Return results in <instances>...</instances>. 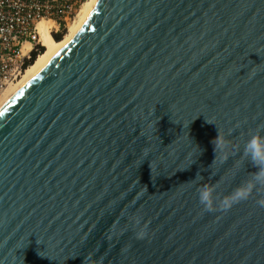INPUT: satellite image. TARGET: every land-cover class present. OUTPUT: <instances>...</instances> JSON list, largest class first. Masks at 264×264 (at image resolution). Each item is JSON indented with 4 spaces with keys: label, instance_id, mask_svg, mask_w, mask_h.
<instances>
[{
    "label": "water",
    "instance_id": "1",
    "mask_svg": "<svg viewBox=\"0 0 264 264\" xmlns=\"http://www.w3.org/2000/svg\"><path fill=\"white\" fill-rule=\"evenodd\" d=\"M261 128L264 0H95L0 107V264H264V188L197 193Z\"/></svg>",
    "mask_w": 264,
    "mask_h": 264
},
{
    "label": "built area",
    "instance_id": "2",
    "mask_svg": "<svg viewBox=\"0 0 264 264\" xmlns=\"http://www.w3.org/2000/svg\"><path fill=\"white\" fill-rule=\"evenodd\" d=\"M85 0H0V93L40 53L38 23L52 20L51 34L66 32Z\"/></svg>",
    "mask_w": 264,
    "mask_h": 264
},
{
    "label": "clouds",
    "instance_id": "3",
    "mask_svg": "<svg viewBox=\"0 0 264 264\" xmlns=\"http://www.w3.org/2000/svg\"><path fill=\"white\" fill-rule=\"evenodd\" d=\"M262 131H264V128L252 131L243 149V156L258 170L252 174L250 180L236 187L230 194L224 197H220L219 195L214 196L216 188L207 183L199 187L197 189L198 201L205 211L213 212L220 210L226 212L230 210L233 205L241 201H246L254 190L264 188V135H261ZM212 143L214 144V152L223 150L227 147L223 140L219 138L212 141ZM203 179V176H199V180L202 181ZM194 180H196V178ZM257 204L260 207H264V199L257 200ZM146 234L145 229L137 232L136 236L139 239H143Z\"/></svg>",
    "mask_w": 264,
    "mask_h": 264
},
{
    "label": "bare ground",
    "instance_id": "4",
    "mask_svg": "<svg viewBox=\"0 0 264 264\" xmlns=\"http://www.w3.org/2000/svg\"><path fill=\"white\" fill-rule=\"evenodd\" d=\"M86 1V0H85ZM95 0H88L84 2L78 12H80V17L77 21L69 26L68 30L62 36V39L56 41L52 34L49 32V27L52 25V20H41L38 23L39 32L41 34L42 45L44 46V50L40 52L33 60L31 64H29L26 69L22 72L20 77H18L15 81L8 84L3 91L0 93V107L6 101V99L39 67V65L55 50L57 49L66 39H68L73 32L74 28L78 24V22L85 17L88 13ZM77 12V13H78ZM77 15V14H76ZM75 15V16H76ZM79 15V14H78ZM75 18V17H74ZM74 20V19H73ZM72 20V21H73Z\"/></svg>",
    "mask_w": 264,
    "mask_h": 264
},
{
    "label": "trees",
    "instance_id": "5",
    "mask_svg": "<svg viewBox=\"0 0 264 264\" xmlns=\"http://www.w3.org/2000/svg\"><path fill=\"white\" fill-rule=\"evenodd\" d=\"M62 33H63V32H56V33H53V34H52V37H53L56 41H59V40L62 38ZM40 50H41L40 52L43 51V47H42V46H41ZM34 58H35V53H34L33 56H32V60H31L30 64L33 62Z\"/></svg>",
    "mask_w": 264,
    "mask_h": 264
},
{
    "label": "rangeland",
    "instance_id": "6",
    "mask_svg": "<svg viewBox=\"0 0 264 264\" xmlns=\"http://www.w3.org/2000/svg\"><path fill=\"white\" fill-rule=\"evenodd\" d=\"M88 0H86V1H84V2H87ZM79 14V15H78ZM79 17H80V12H78L77 13V15L75 16V18H74V20L72 21V20H70L69 21V23H68V25H67V27L65 28V31L67 32V30H68V28H69V26H71L72 24H74L76 21H77V19H79ZM65 32V33H66ZM64 35V34H63ZM62 35V36H63ZM62 39V38H61ZM44 48V47H43ZM44 50V49H43Z\"/></svg>",
    "mask_w": 264,
    "mask_h": 264
}]
</instances>
